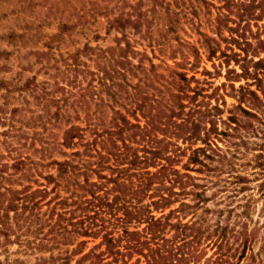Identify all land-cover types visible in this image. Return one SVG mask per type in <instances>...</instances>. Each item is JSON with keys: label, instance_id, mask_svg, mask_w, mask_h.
Returning <instances> with one entry per match:
<instances>
[{"label": "trees", "instance_id": "1", "mask_svg": "<svg viewBox=\"0 0 264 264\" xmlns=\"http://www.w3.org/2000/svg\"><path fill=\"white\" fill-rule=\"evenodd\" d=\"M215 1L214 32L200 33L204 53L193 47L190 66L202 53L217 59L221 85L203 93L191 85L194 75L175 66L156 74L160 87L126 80V101H108L63 130L62 157L44 163L52 169L30 173L25 158L13 159L16 185L0 189V253L16 244L20 254L9 264H249L257 238L245 218L256 194L244 192L253 177L264 198V152L241 162L238 152L247 143L242 131L257 133L253 120L264 121V0ZM143 16L120 14L110 23L139 27ZM107 75L104 68L98 82ZM227 83L237 90V112L225 109L219 93ZM93 88L92 99L105 100L104 89ZM246 164L254 166L249 173Z\"/></svg>", "mask_w": 264, "mask_h": 264}, {"label": "rangeland", "instance_id": "2", "mask_svg": "<svg viewBox=\"0 0 264 264\" xmlns=\"http://www.w3.org/2000/svg\"><path fill=\"white\" fill-rule=\"evenodd\" d=\"M159 1L0 0V189L16 185L11 180L16 175L11 174L10 167L15 157L25 158L24 169L30 173L52 169V165L44 163L51 157H62L57 147L63 130L69 123L84 124L94 109L106 108L108 101L114 105L126 101L125 90H132L123 83L126 80L148 89L149 85L160 87L158 81L163 79L156 74L165 75L167 66H175L194 75L196 80L191 85L202 88L203 93L225 81L224 67L217 75L212 61L217 64L218 60L205 59L200 41V33L214 32L216 10L210 1H216ZM140 13L144 16L139 27L127 23L120 29L110 23L120 14L135 18ZM85 45L93 50L85 49ZM193 47L203 52L194 67L190 66L195 61ZM98 62L103 66H98ZM203 67L211 74L202 73ZM104 68L109 70V81L99 83ZM110 81L115 85H109ZM118 82L122 86L116 85ZM244 82L235 81V88ZM95 84L104 89L100 93L105 100L92 99ZM115 91L118 92L112 97ZM219 93L225 94V109L237 112V90L227 83ZM210 101L215 102L213 98ZM227 114L224 111L222 118ZM253 122L258 131H242L247 143L240 145L243 153L238 152L239 162L264 152V121ZM224 126L220 123V128ZM253 167L246 164L241 169L249 173ZM251 178L254 188L244 194L256 195L247 207L245 219L249 232L257 239L247 249L245 261L264 264V198L257 197L256 179ZM18 181L28 183L30 179L21 177ZM8 248V255L0 253L2 264L20 256L15 252L16 244H9Z\"/></svg>", "mask_w": 264, "mask_h": 264}]
</instances>
